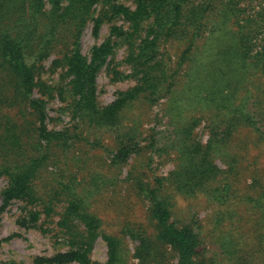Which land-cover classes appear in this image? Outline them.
Segmentation results:
<instances>
[{"label":"trees","instance_id":"16d2710c","mask_svg":"<svg viewBox=\"0 0 264 264\" xmlns=\"http://www.w3.org/2000/svg\"><path fill=\"white\" fill-rule=\"evenodd\" d=\"M131 1L134 8L117 0H0V224L22 203L20 227L69 246L46 263L102 264L92 254L103 239V264H173L171 254L177 264H208L199 252L200 224L177 216L179 197L219 207L215 225L222 228L238 221L234 207L242 202L264 229L263 181L252 176L246 195H238L244 156L237 149L247 146L236 138L246 132L264 142V0ZM92 22L96 36L104 25L111 33L85 56L80 39ZM117 50L125 51L129 73L113 71L135 85L104 106L97 78ZM56 100L59 114L72 120L61 129L50 128L48 106ZM162 101L164 143L154 128L148 137L143 130ZM203 123L205 144L196 133ZM145 151L173 156L174 169L150 181L134 166L120 179ZM121 185L147 204L148 228L108 233L91 211L98 196ZM227 234L224 253H242ZM127 239L138 243L133 253Z\"/></svg>","mask_w":264,"mask_h":264},{"label":"rangeland","instance_id":"374dc122","mask_svg":"<svg viewBox=\"0 0 264 264\" xmlns=\"http://www.w3.org/2000/svg\"><path fill=\"white\" fill-rule=\"evenodd\" d=\"M117 2L131 8L135 7L131 0H117ZM122 24V20L116 23L117 26H121ZM95 33V23H89L80 39L82 52L85 56H90L92 49L95 46L101 45L109 37L111 26H102L98 31V36ZM179 53L180 47H174L172 50L173 57H176ZM124 54V50H117V54L110 66L102 68L98 75V100L104 106L113 102L118 92L125 91L135 85L131 79L120 80L119 76L113 71L115 67L116 72L129 73L128 67L123 64ZM45 78L55 81L58 79V75L51 77L47 75ZM162 103L163 101L151 110L150 116L146 119L147 122L143 127L144 137L151 136L152 133L150 131L154 128L158 133L156 139L160 143L166 141L165 125L167 123L166 118L161 119ZM48 108V115L55 119L54 124H50V128L56 127V129H61L72 123L69 115L59 114L60 112L58 111L61 108V103L58 100L52 102ZM158 117H160V120ZM196 133L204 144L207 143L209 133L206 130L205 123L197 129ZM105 138V143L112 145V135L106 134ZM236 138L240 145L245 144L247 146L243 149L239 146L238 148L240 149H237V152L244 156L239 164L242 174L239 177L240 183L237 185L239 190L238 195L244 196L248 191L247 187L251 184L252 176L258 175L264 183V142L256 144V139L253 136L248 137L246 132L240 138L238 136ZM146 144L147 142L144 141L143 145ZM98 154L104 156L102 152H98ZM151 157L152 162L148 167ZM173 158V156L166 154H162L161 156L151 155L150 151H145L140 157H133L128 165L124 167L119 177L120 179H124L129 169H132L134 166L140 168L141 173L145 172L150 181L155 177H167L175 167ZM217 163L222 169H226L221 161ZM4 185L5 181L0 180V190ZM96 200V202L91 203V211L102 219L104 230L108 233L119 234L126 226L135 227L143 225L148 228L147 204L135 194H132L127 189V185H121L116 191L103 193ZM178 201L177 216L187 223L193 220L197 221L201 226V228L198 225L196 227V230L201 233L203 241L199 252L203 254L208 264H239L244 261L243 258H247L246 264H264V229L258 228L255 212L250 210L244 203L241 202L234 207L238 212V221L222 228L215 225L216 212L220 210L219 207L208 203L206 199L186 200L179 197ZM1 203L2 200L0 198V206ZM22 206V203L14 202L2 216L0 224V263L42 264L44 262V264H50L46 263L43 259H52L58 253H64L69 250V246L67 243H64V240L60 236L54 237L53 233H43L38 229L27 230L20 227L17 221L23 214ZM55 221H58V218H55ZM46 227H54V224L47 225ZM227 232L231 233L230 235L233 238L239 240V248L240 246L243 248L242 253L239 252L233 257H228L224 253L225 249L223 245H225V241L227 240ZM127 242L133 253L138 243L130 239H127ZM170 257L173 264H177V260L172 254ZM227 257L230 262L226 260ZM107 258V244L103 239H99L95 245L92 260L103 264L107 261ZM230 259L233 260L231 261ZM132 262L136 263L134 259ZM71 264L78 263L73 262Z\"/></svg>","mask_w":264,"mask_h":264}]
</instances>
